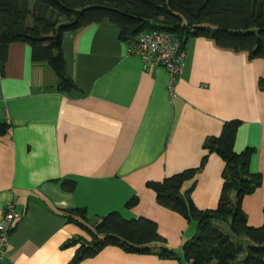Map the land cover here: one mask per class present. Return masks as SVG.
<instances>
[{"label":"crops","instance_id":"0c3cea01","mask_svg":"<svg viewBox=\"0 0 264 264\" xmlns=\"http://www.w3.org/2000/svg\"><path fill=\"white\" fill-rule=\"evenodd\" d=\"M129 47L109 20L66 30L69 90L27 42H11L4 63L0 56V121L10 123L0 135V217L10 201L22 211L0 264H71L80 242L67 241L90 237L67 215L77 206L87 208L90 225L113 210L153 219L163 240L151 244L177 255L109 244L76 264H188L182 246L197 221L161 204L148 182L198 167L207 155L182 190H191L198 208H216L225 160L204 142L234 119L235 149L253 147L250 169L262 175L242 208L249 224H264V56L193 36L171 87L167 67L145 63Z\"/></svg>","mask_w":264,"mask_h":264},{"label":"trees","instance_id":"16d2710c","mask_svg":"<svg viewBox=\"0 0 264 264\" xmlns=\"http://www.w3.org/2000/svg\"><path fill=\"white\" fill-rule=\"evenodd\" d=\"M103 20L116 23L122 39L161 29L179 37L183 46L193 36H205L221 47L245 51L250 58L264 56V0H0L1 59L4 63L11 42H27L33 59L47 61L59 77L58 87L69 90L75 83L65 67L63 34ZM238 125L237 119L226 121L219 135L209 136L204 142L205 148L225 160L216 208H198L191 190H182L184 181L203 167L207 155L198 167L148 182L161 204L197 221L196 234L182 246L188 264H264V224H249L242 208L243 197L261 185L262 175L250 169L253 147L235 149ZM9 128L8 121H0V135ZM75 182L65 181L72 188ZM67 215L90 235L78 234L67 241L80 242L71 264L109 244L132 252L177 255L167 246L158 250L151 244L163 237L157 222L148 217L126 218L113 210L90 225L85 206L70 208ZM222 222L228 231L222 228Z\"/></svg>","mask_w":264,"mask_h":264},{"label":"built area","instance_id":"2783aa9c","mask_svg":"<svg viewBox=\"0 0 264 264\" xmlns=\"http://www.w3.org/2000/svg\"><path fill=\"white\" fill-rule=\"evenodd\" d=\"M129 50L139 54L145 63L155 62L167 67L170 74V85L180 76L183 69L185 46L179 37L169 31L151 29L141 32L129 40ZM22 215L15 201H10L0 217V252L8 245L9 236L15 223Z\"/></svg>","mask_w":264,"mask_h":264},{"label":"rangeland","instance_id":"374dc122","mask_svg":"<svg viewBox=\"0 0 264 264\" xmlns=\"http://www.w3.org/2000/svg\"><path fill=\"white\" fill-rule=\"evenodd\" d=\"M221 226H222L223 229H225L227 231L229 230L228 227H227V224H225V223L222 222L221 223Z\"/></svg>","mask_w":264,"mask_h":264}]
</instances>
